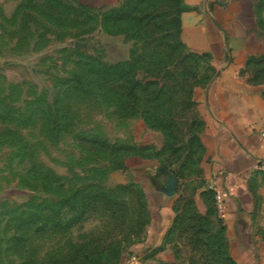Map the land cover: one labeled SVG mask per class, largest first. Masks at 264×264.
<instances>
[{"label":"rangeland","instance_id":"1","mask_svg":"<svg viewBox=\"0 0 264 264\" xmlns=\"http://www.w3.org/2000/svg\"><path fill=\"white\" fill-rule=\"evenodd\" d=\"M129 2L134 27L107 21ZM190 2L0 0V264H264V165L242 245L211 174L219 66L186 42ZM242 75L264 99V51Z\"/></svg>","mask_w":264,"mask_h":264},{"label":"crops","instance_id":"2","mask_svg":"<svg viewBox=\"0 0 264 264\" xmlns=\"http://www.w3.org/2000/svg\"><path fill=\"white\" fill-rule=\"evenodd\" d=\"M190 1L195 9L186 15V42L194 50L210 53L219 66L207 97L208 137L214 142L215 157L211 174L223 194L229 232L244 245L254 208L246 179L264 165L260 136L264 99L258 88L247 83L242 70L250 57L264 51V28L254 0ZM154 200L163 212L173 204L164 193Z\"/></svg>","mask_w":264,"mask_h":264},{"label":"trees","instance_id":"3","mask_svg":"<svg viewBox=\"0 0 264 264\" xmlns=\"http://www.w3.org/2000/svg\"><path fill=\"white\" fill-rule=\"evenodd\" d=\"M137 4L133 2H129L126 4L124 8L121 10L112 13L107 21H113L116 26H133L135 22H137V18H135Z\"/></svg>","mask_w":264,"mask_h":264},{"label":"built area","instance_id":"4","mask_svg":"<svg viewBox=\"0 0 264 264\" xmlns=\"http://www.w3.org/2000/svg\"><path fill=\"white\" fill-rule=\"evenodd\" d=\"M260 136L261 138H264V129L260 130ZM220 202H222L223 198L221 195L218 196ZM131 264H142V262L140 260H138L136 257H133L131 260Z\"/></svg>","mask_w":264,"mask_h":264}]
</instances>
